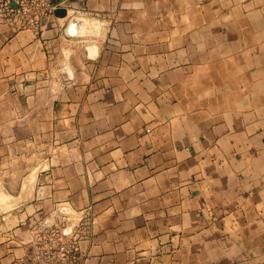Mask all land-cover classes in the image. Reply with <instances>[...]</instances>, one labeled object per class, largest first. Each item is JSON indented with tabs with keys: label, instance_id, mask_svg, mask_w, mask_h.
Wrapping results in <instances>:
<instances>
[{
	"label": "crops",
	"instance_id": "1",
	"mask_svg": "<svg viewBox=\"0 0 264 264\" xmlns=\"http://www.w3.org/2000/svg\"><path fill=\"white\" fill-rule=\"evenodd\" d=\"M54 3L0 21V264L52 212L78 264H264V0Z\"/></svg>",
	"mask_w": 264,
	"mask_h": 264
},
{
	"label": "built area",
	"instance_id": "2",
	"mask_svg": "<svg viewBox=\"0 0 264 264\" xmlns=\"http://www.w3.org/2000/svg\"><path fill=\"white\" fill-rule=\"evenodd\" d=\"M54 0H0V21L9 22L18 30H33L36 34L45 31L44 18L54 15L57 9ZM81 14L78 9L67 8L61 19L60 31H64L73 16ZM36 230V242L41 253L42 264H78L75 262L79 251L81 225L62 213L52 212ZM45 218V219H46ZM64 229H71L64 234Z\"/></svg>",
	"mask_w": 264,
	"mask_h": 264
},
{
	"label": "rangeland",
	"instance_id": "3",
	"mask_svg": "<svg viewBox=\"0 0 264 264\" xmlns=\"http://www.w3.org/2000/svg\"><path fill=\"white\" fill-rule=\"evenodd\" d=\"M36 232L34 233L33 239L29 242L27 246V251L25 255V261L27 264H42L41 253L39 252L38 244L36 242Z\"/></svg>",
	"mask_w": 264,
	"mask_h": 264
},
{
	"label": "water",
	"instance_id": "4",
	"mask_svg": "<svg viewBox=\"0 0 264 264\" xmlns=\"http://www.w3.org/2000/svg\"><path fill=\"white\" fill-rule=\"evenodd\" d=\"M55 13L57 16L59 17H63L67 14V8H64V7H58L56 10H55ZM80 23H81V19L79 16H73L71 17V19L69 20L68 24H67V27H66V32L67 34L69 35H74L76 34L78 31H79V27H80ZM76 25L77 26V31L76 32H72L71 31V28L72 26ZM69 76V75H68ZM48 221V219L46 218L44 220V223H46ZM71 229H64V234H67Z\"/></svg>",
	"mask_w": 264,
	"mask_h": 264
},
{
	"label": "bare ground",
	"instance_id": "5",
	"mask_svg": "<svg viewBox=\"0 0 264 264\" xmlns=\"http://www.w3.org/2000/svg\"><path fill=\"white\" fill-rule=\"evenodd\" d=\"M71 31L72 32H76L77 31V26L76 25L72 26Z\"/></svg>",
	"mask_w": 264,
	"mask_h": 264
}]
</instances>
